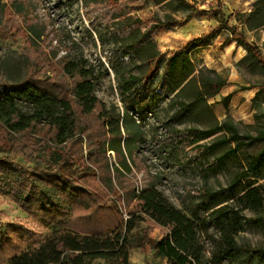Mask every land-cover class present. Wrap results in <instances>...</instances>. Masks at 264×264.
Listing matches in <instances>:
<instances>
[{
    "label": "rangeland",
    "instance_id": "1",
    "mask_svg": "<svg viewBox=\"0 0 264 264\" xmlns=\"http://www.w3.org/2000/svg\"><path fill=\"white\" fill-rule=\"evenodd\" d=\"M249 13L252 15L246 22L239 20L240 14ZM120 14L137 18L143 32L159 19L173 18L177 23L149 31L145 48H130L126 46L129 38L114 34L111 28ZM226 20L230 26L238 27L239 34H233L228 26L221 28V21ZM211 32L207 44L188 50L189 67L196 69L193 76L197 78L201 72L213 77L219 74L228 83L215 96L198 99L191 106L198 88L196 82L180 94V89H175L176 80L187 72L178 52L192 39ZM99 34L105 37L104 42ZM241 37L258 47L264 59V0H0V83L11 85L22 80L28 64L41 53L51 61L83 54L96 67L99 98L112 111L125 116L122 144L133 170L127 175L138 187L155 181L172 204L199 222L208 215L207 209L232 202L253 181L263 186L264 199V158L258 171L250 168L249 174L242 176L249 161L264 149V66L244 44H239ZM148 54L158 62V71L149 81ZM176 54L179 61L171 71L168 61ZM128 73L140 77L138 90L145 87L152 92L167 79L165 93L140 97V108L123 102L121 81ZM53 76L48 71L41 78ZM19 102L28 109L25 102ZM227 119L237 125L240 138L221 132L202 141L212 145L210 149L191 144L190 128L208 129ZM84 146L87 147L86 139ZM109 155L116 162L113 150ZM0 157H9V162L27 165L35 172V159L9 152H0ZM47 167L55 170L57 165L43 164L38 168ZM52 183L55 194L48 189L39 195L44 211L36 206L27 212L10 195L0 192V246L8 251H23L43 242L57 227L83 230L80 217L84 215L83 203L92 202L89 190L69 181L57 183L54 178ZM114 200L110 193L106 202L114 204ZM244 215L238 242L264 249V209H247ZM153 235L160 238L162 233L157 228ZM210 235L205 264H232L217 248L214 225ZM260 254L245 253L243 258L247 264H264V255ZM95 260L92 258V264H109L107 259ZM131 264L168 262L156 257L154 250L135 248Z\"/></svg>",
    "mask_w": 264,
    "mask_h": 264
},
{
    "label": "trees",
    "instance_id": "2",
    "mask_svg": "<svg viewBox=\"0 0 264 264\" xmlns=\"http://www.w3.org/2000/svg\"><path fill=\"white\" fill-rule=\"evenodd\" d=\"M162 1L165 0H159ZM251 15L240 14L239 20L246 22ZM115 18L118 20L111 25L114 34L129 38L127 47L140 49L145 48L144 40L149 31L177 23L173 18L159 19L149 31L143 32L140 21L134 16L120 14ZM223 22L221 28L225 25L233 34H239L237 26H230L227 20ZM212 35L213 32L196 37L178 52L182 68L187 72L182 79L176 80L175 89H180L177 93L180 94L196 82L198 88L191 106H195L198 99L215 96L228 83V79L219 74L213 77L201 72L199 79L193 76L196 69L189 67L188 50L204 46ZM99 38L105 41L102 34ZM239 44H244L249 54L264 66L258 47L242 37ZM125 58L129 60L130 56ZM146 61L150 67L146 76L149 81L158 71V62L153 54H148ZM178 61L177 54L169 59L171 71L175 70ZM27 67L22 80L11 85L0 83V152L35 159V172L27 165L9 162V157H0V192L10 195L27 212L36 206L44 211L39 195L48 189L55 194L54 178L57 183L69 181L87 187L92 202L82 205L84 215L80 217V227L83 230L57 227L43 242L23 251H8L7 247L0 246V264H88V258L93 256L105 257L109 264H131L135 248L154 250V255L165 258L168 264H205L212 225L218 235L217 248L232 264H247L243 258L245 253L264 255V249L240 244L237 240L238 232L243 229L244 212L264 209L263 186L256 185L257 181L232 202L207 209L208 215L198 222L172 204L155 181L138 187V183L127 175L133 170L122 144L121 124L125 122V116L112 111L99 98L96 67L83 54L51 61L46 53H41ZM48 71L54 76L41 78ZM139 81L140 77L132 73L122 79L123 102L140 108V97L145 99L165 93L167 79L152 92L145 87L136 89ZM6 86L11 89H5ZM19 101L25 102L28 109H24ZM125 127L128 128L127 123ZM221 132H230L240 138L238 127L231 119L208 129L190 128L188 135L191 144L210 149L212 145L202 141ZM261 134L264 136V131ZM85 139L87 147L84 146ZM111 150L115 152L118 165L112 162ZM263 158L264 149L249 161L242 176H247L250 168L258 171ZM43 164H55L57 168L39 169ZM256 176L261 175L256 173ZM110 193L115 197L114 204L106 202ZM157 228L162 233L160 238L153 235Z\"/></svg>",
    "mask_w": 264,
    "mask_h": 264
},
{
    "label": "crops",
    "instance_id": "3",
    "mask_svg": "<svg viewBox=\"0 0 264 264\" xmlns=\"http://www.w3.org/2000/svg\"><path fill=\"white\" fill-rule=\"evenodd\" d=\"M92 258H97V260H98V262H103V260H105L106 258L105 257H101V256H93V257H89L88 258V264H92ZM97 260H95V261H97ZM94 261V262H95ZM93 262V263H94Z\"/></svg>",
    "mask_w": 264,
    "mask_h": 264
},
{
    "label": "built area",
    "instance_id": "4",
    "mask_svg": "<svg viewBox=\"0 0 264 264\" xmlns=\"http://www.w3.org/2000/svg\"><path fill=\"white\" fill-rule=\"evenodd\" d=\"M159 91H160V89H159Z\"/></svg>",
    "mask_w": 264,
    "mask_h": 264
}]
</instances>
